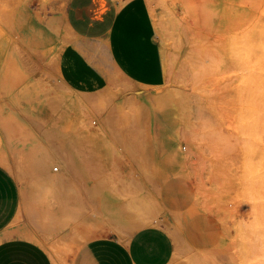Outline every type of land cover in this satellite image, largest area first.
I'll return each instance as SVG.
<instances>
[{"label": "rangeland", "instance_id": "rangeland-1", "mask_svg": "<svg viewBox=\"0 0 264 264\" xmlns=\"http://www.w3.org/2000/svg\"><path fill=\"white\" fill-rule=\"evenodd\" d=\"M145 1L165 83L116 77L80 93L57 74L66 0H0V164L19 187L0 239L28 229L69 264L88 240L128 237L140 227L129 220L147 215L173 239L168 264H264V76L255 49L219 45L258 39L264 0H224L221 17L218 0ZM171 175L192 187L186 212L160 202Z\"/></svg>", "mask_w": 264, "mask_h": 264}, {"label": "crops", "instance_id": "crops-1", "mask_svg": "<svg viewBox=\"0 0 264 264\" xmlns=\"http://www.w3.org/2000/svg\"><path fill=\"white\" fill-rule=\"evenodd\" d=\"M63 18L70 38L59 51L56 66L59 79L71 90L94 93L116 77L145 88L165 83L161 47L145 0H66ZM159 199L169 211L186 212L193 206V190L181 176L171 175L162 181ZM18 208V184L0 164V235ZM192 227L189 234L196 241L199 227L195 222ZM173 254L171 235L151 223L128 237L88 240L69 264H168ZM51 258L40 244L26 238L0 239V264H55Z\"/></svg>", "mask_w": 264, "mask_h": 264}, {"label": "bare ground", "instance_id": "bare-ground-1", "mask_svg": "<svg viewBox=\"0 0 264 264\" xmlns=\"http://www.w3.org/2000/svg\"><path fill=\"white\" fill-rule=\"evenodd\" d=\"M220 1V2H219ZM219 4H216V6L214 7V10L216 9V13H220V17L221 15L224 13V0H218L217 1ZM221 4V5H220ZM218 15V14H217ZM259 38L258 39H255L253 38V36L250 34L248 35H245V38L244 39H240L239 41L235 38V37H232L231 39L227 40V41H221V43H219V45H221L223 48H226L227 46H229L228 49H230V52L236 54L237 50H236V47H237V44L238 46L240 44H243L244 46L246 47H249V48H253L255 49L258 54H259V66L256 67L257 69L259 68V74L261 75V77L264 76V25L263 26H260L259 27ZM11 56V54L9 55ZM38 60V59H37ZM42 60V59H41ZM12 62V61H11ZM15 63V62H14ZM6 69V68H5ZM4 71V70H3ZM7 72V70H5ZM8 71H9V68H8ZM3 76V75H2ZM55 82V81H54ZM56 86V85H55ZM0 119H2L0 117ZM3 121V120H2ZM0 121V122H2ZM5 121V120H4ZM3 121V122H4ZM4 127L7 128L6 124H3ZM5 128V130H6ZM2 156V155H1ZM4 157V156H3ZM128 209V208H127ZM127 209H124L126 210L127 212H129ZM125 212V211H124ZM129 214V213H128ZM141 215V214H140ZM147 216V215H146ZM146 216H142V217H134L131 218L129 220V217H128V220L130 221L129 224L131 226H134V228H137L138 226H140L138 229H141L142 227H146L149 225L150 222H153V221H149L148 217L146 218ZM148 223V224H147ZM147 224V225H146ZM156 225V224H155ZM154 225V226H155ZM151 226V224L149 225ZM49 229V228H48ZM20 235L21 237L23 238H26L28 240H31L33 242H36L38 243L36 240L38 239L37 235L33 232H31L30 230L28 229H23L20 231ZM14 236H12L13 238ZM47 254H49L47 252ZM53 258H51L52 260ZM52 261H54L55 264H57V262L53 259Z\"/></svg>", "mask_w": 264, "mask_h": 264}]
</instances>
